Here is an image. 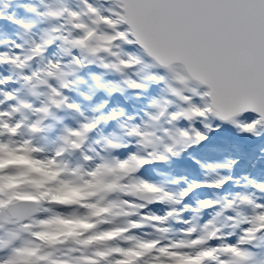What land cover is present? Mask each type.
Instances as JSON below:
<instances>
[{
    "label": "snow or ice",
    "instance_id": "obj_1",
    "mask_svg": "<svg viewBox=\"0 0 264 264\" xmlns=\"http://www.w3.org/2000/svg\"><path fill=\"white\" fill-rule=\"evenodd\" d=\"M6 26L23 35L0 48V149L14 135L29 145L28 137L45 134L48 145L31 154L52 168H72L66 161L77 158L75 171L101 192L124 172L177 161L193 179L172 196L148 199L192 213L180 222L200 250L197 264H264L254 243L264 239V182L235 175L264 174V0H37L0 13ZM9 84L19 87L6 91ZM128 93L135 103L121 107ZM200 190L217 198L191 208ZM84 207L87 216L69 220L108 210ZM216 207L201 220V209ZM143 219L163 225L167 216ZM50 222L38 200L16 204L7 221L0 212V264H16L23 238ZM138 246L166 250L163 242ZM130 251L115 249L112 259L126 264L118 258Z\"/></svg>",
    "mask_w": 264,
    "mask_h": 264
},
{
    "label": "rangeland",
    "instance_id": "obj_2",
    "mask_svg": "<svg viewBox=\"0 0 264 264\" xmlns=\"http://www.w3.org/2000/svg\"><path fill=\"white\" fill-rule=\"evenodd\" d=\"M6 3L9 5L8 8H4ZM22 4L37 6V0H0V13L14 14L18 6ZM19 37L12 26L0 28V48L12 49L11 42L19 40ZM25 39H30V36H26ZM5 71H8L7 66ZM18 87L19 84H9L5 90ZM20 94L23 95V93ZM126 95L129 99L122 100L120 106L127 108L134 104L135 100L130 93ZM0 99H3V96H0ZM48 143L45 134H40L34 144L22 145L20 137L15 135L6 139L5 147L0 149L3 153L0 155V170H4V175L0 176V195L4 197L0 200V212H4L17 200L28 198L33 201L38 200L45 209H50L51 222L46 228L39 231L34 238L29 236L23 238L22 247L26 250L17 257L16 264H87L90 261L96 264H101V262L116 264V261L112 259L115 249H131L129 254L132 252L141 254L138 262L134 264H171L173 262L194 264V254L199 248L184 235L185 225L180 222L183 219H191L192 213L185 212L182 207L178 208L176 212L181 215L173 217L179 222V227L173 231L165 223L153 225L151 220L143 219L146 214L163 217L164 212L174 206L173 201H160L157 197L158 202L153 204L147 202L148 205H146L138 200L135 202L136 199L133 197V191L138 190L142 197L150 201L148 198L154 196L156 192L172 196L176 191L185 188V178L191 180L193 177L189 172L182 170L179 162L171 161L168 164L157 163L146 166L140 175L124 172L118 180L108 181H114L116 187L113 197L104 199V192L98 190L95 181L85 179L83 173L75 171L77 158L74 157L73 161H66L73 165L72 168L60 169L43 164L42 160L31 154L30 148L38 149L47 146ZM101 154L107 156V153ZM176 168L178 170H175ZM59 170L63 171L62 174L58 173ZM205 172L209 170L202 169L201 175ZM65 173L68 174L65 175ZM235 175L241 183H247L245 177L264 182V174L258 175V169L243 168L236 171ZM141 181H152L153 186L144 187ZM166 185L167 189H165ZM73 189L79 191H73ZM232 191L242 190L234 187ZM247 191L255 192L257 196L261 194L251 187ZM216 198L215 194L200 190L194 194L190 207L197 208V199L216 200ZM85 202L96 204L97 209L106 208L108 210L106 212L97 211L95 221L85 220L79 224L70 221V217L82 218L89 214L90 209L84 207ZM109 204L112 205L111 208H108ZM134 204L140 205L144 211L134 215ZM78 207H81V210H78ZM202 210L203 213L200 210V216L201 220H204L206 219L205 213L219 211V208ZM125 222L140 226L136 227L135 232L123 234L122 227ZM162 228L167 231H162ZM110 229L114 234L99 235ZM41 235L44 237L41 251L27 257L25 253ZM155 235L162 237L161 242L164 243L165 252L158 253L151 248L138 246V242L152 241ZM106 236L110 237V241L105 240ZM254 243L258 244L260 249H264V239H257ZM129 254L118 259L123 260ZM97 257L99 260L96 261Z\"/></svg>",
    "mask_w": 264,
    "mask_h": 264
},
{
    "label": "water",
    "instance_id": "obj_3",
    "mask_svg": "<svg viewBox=\"0 0 264 264\" xmlns=\"http://www.w3.org/2000/svg\"><path fill=\"white\" fill-rule=\"evenodd\" d=\"M141 192H139L137 190L136 192V197L139 198V199H144L145 201L147 202H151V201H148L147 199H145L144 197H142V195L140 194ZM141 195V196H140ZM27 201H33V200H30V199H21V200H17L16 202H14L11 206H9L5 212H4V216H5V219L7 220V218L12 214V209L14 208V206L18 203H23V202H27Z\"/></svg>",
    "mask_w": 264,
    "mask_h": 264
},
{
    "label": "bare ground",
    "instance_id": "obj_4",
    "mask_svg": "<svg viewBox=\"0 0 264 264\" xmlns=\"http://www.w3.org/2000/svg\"><path fill=\"white\" fill-rule=\"evenodd\" d=\"M27 149H28V146H27ZM140 174H141V173H140ZM114 185H115V186H114V190H115V187H116V183H115V182H114ZM165 189H167L166 186H165ZM114 190H113V188L111 189L112 197H113V194H114ZM112 197H111V198H112ZM95 219H96V218H95ZM95 219H93L92 221H95ZM133 230H134V229H133ZM133 230H131L130 233L133 232Z\"/></svg>",
    "mask_w": 264,
    "mask_h": 264
}]
</instances>
